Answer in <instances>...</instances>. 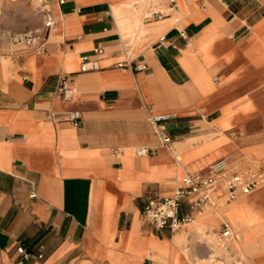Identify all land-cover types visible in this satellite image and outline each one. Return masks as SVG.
Wrapping results in <instances>:
<instances>
[{"label": "crops", "instance_id": "crops-1", "mask_svg": "<svg viewBox=\"0 0 264 264\" xmlns=\"http://www.w3.org/2000/svg\"><path fill=\"white\" fill-rule=\"evenodd\" d=\"M47 1L57 28L42 50L11 40L43 27L39 0L0 10V264H17L20 245L44 254L25 264H197L212 225L227 243L242 239L249 254L235 258L264 264V186L178 232L142 216L220 159L264 168V0H163L134 41L133 0ZM83 56L98 67L82 70ZM73 110L78 125L66 120ZM230 209L239 228L221 217ZM226 223L238 237H222ZM199 224L207 232L189 257L175 236Z\"/></svg>", "mask_w": 264, "mask_h": 264}, {"label": "built area", "instance_id": "built-area-1", "mask_svg": "<svg viewBox=\"0 0 264 264\" xmlns=\"http://www.w3.org/2000/svg\"><path fill=\"white\" fill-rule=\"evenodd\" d=\"M175 1V0H170ZM64 2V0H60ZM38 9L42 14L43 27L24 32L12 34L11 40L15 44L32 50H42L44 48L45 32L54 31L57 28L56 18L47 0H39ZM153 15L163 17L162 11H155ZM164 40V37H162ZM120 67H132L135 70H144L146 64L132 65L126 60L119 63ZM97 63L91 61L88 56L82 57V70L97 68ZM60 91L65 100H70L75 92V87L68 81L67 77L62 78ZM167 115L155 117L156 122L167 119ZM66 120L74 125H78L82 120L81 112L73 110L68 112ZM159 134L162 142L170 149L174 146V137L171 136L162 126H159ZM147 148H138V155L148 154ZM264 182V168L254 159H245L243 164H237L226 159L214 162L208 173H188L181 184L176 188L174 194L163 197H154L145 205L142 216L146 221L151 222L157 228H170L172 232L192 224L196 216L204 212L207 207L216 208L218 201L225 204L232 202L241 195L250 194ZM188 200L191 213L183 214L182 205ZM223 238L238 237V232L230 224L226 223L222 231ZM20 258L17 264H25L28 260L42 259V252H32L23 245L18 247ZM238 264H245L240 259Z\"/></svg>", "mask_w": 264, "mask_h": 264}, {"label": "bare ground", "instance_id": "bare-ground-1", "mask_svg": "<svg viewBox=\"0 0 264 264\" xmlns=\"http://www.w3.org/2000/svg\"><path fill=\"white\" fill-rule=\"evenodd\" d=\"M163 0H133L132 3L129 4V6H132L131 8H133L135 11V24H134V27L137 29V32L135 33V36L132 38L133 41L135 40L136 38V35L138 34H143L145 32V29L143 27V21H142V13L144 14H149L150 12L148 11V9H153V8H158V5H160L162 3ZM2 4H1V1H0V8H1ZM1 14V12H0ZM148 26V25H147ZM151 26V25H150ZM160 29V28H159ZM129 30L132 31L133 30V25H131L129 27ZM128 31V32H130ZM131 34H133L131 32ZM248 159H252L250 157H248ZM257 161V160H256ZM260 163V162H259ZM264 185V182L261 183L259 187L263 186ZM256 190V189H255ZM239 197H242L239 196ZM238 197V198H239ZM237 198V199H238ZM235 199V200H237ZM235 200H233L232 202H230L229 204L233 203ZM229 204H225L223 201H218L217 203V206H216V210H219L218 208L221 206V205H229ZM206 209H209L211 211H213V207H207ZM203 213V212H202ZM214 217V216H213ZM211 218V217H210ZM212 219V218H211ZM232 219L235 220V222H237L236 218L234 217V215L232 214ZM200 221V220H198ZM206 221V220H205ZM201 222V221H200ZM207 222V221H206ZM194 223V222H193ZM199 223V222H197ZM207 225L205 224H199L195 227L194 229V232L192 233V237L191 236H188L187 238L189 239L188 241L191 240L190 243L191 244V247L192 249H194V247L197 246V244L200 245V243H198V240L196 241H193V239H196V238H201V236L203 235V233L206 231L207 229ZM212 228H214V226L212 225L211 226ZM178 232V231H177ZM183 237H186L185 234H182V235H176L175 236V241L179 244V245H183L182 244V239ZM173 238V237H172ZM219 239L221 241H224L226 242L227 240L226 239H222L220 238L219 236ZM203 240V239H202ZM200 240V241H202ZM213 240V237L211 236L209 239H206L205 242H207L206 244V250L209 251V255H207L205 258H202L201 260H199L197 262V264H238V262L240 261V259L238 257L234 258V261L232 262V258H231V254L229 251H227V249L225 248L224 245H222L221 243H216L214 240ZM199 241V242H200ZM204 243V242H203ZM189 245V242L186 244V245H183V251L190 257L189 255V248L187 249V246ZM174 246V245H173ZM178 246V245H177ZM240 243L237 242L236 244H234V247L235 248H238L240 247ZM176 248V247H175ZM175 250V249H174ZM204 253V252H203ZM249 254V253H248ZM204 255V254H203ZM245 255V254H244ZM182 258V257H181ZM184 258V257H183ZM250 258V257H249ZM200 259V258H198Z\"/></svg>", "mask_w": 264, "mask_h": 264}, {"label": "rangeland", "instance_id": "rangeland-1", "mask_svg": "<svg viewBox=\"0 0 264 264\" xmlns=\"http://www.w3.org/2000/svg\"><path fill=\"white\" fill-rule=\"evenodd\" d=\"M1 1V4H2V6H1V8H0V10H2V8L4 7H6V2L7 1H9V2H13V1H15L16 2V0H0ZM1 16H3V14L1 15ZM1 18V17H0ZM133 40V39H132ZM264 186V185H263ZM263 186H261V187H263ZM260 187V188H261ZM257 189H259V188H257ZM256 189V190H257ZM255 191V190H254ZM242 196H244V195H242ZM240 198V197H239ZM238 198V199H239ZM237 199V200H238ZM236 201V200H235ZM206 211H209V214H212L213 212L211 211V210H209V209H205ZM205 215V211H204V213H203V215H199V216H204ZM221 217H224V218H227L232 224H233V226H235L236 228H239V223L238 222H235V220H233L232 219V212H231V209L230 210H228L227 212H225L224 214H222L221 215ZM213 229L214 228H212L211 227V232L208 234V233H206V234H204L205 232H207V230L203 233L205 236H206V238L205 239H209L211 236L213 237V240L216 242V243H221L222 245H224L225 246V248L227 249V251H229L230 252V254H231V258H232V262L234 261V258H235V256L233 255V251L232 250H237V251H239L241 254H245L244 256L246 257L247 255H248V253L249 252H247V251H245V247L243 246V243H242V239L240 238V240H235V241H231V243H227V242H224V241H221L219 238H218V235H217V233H215L214 231H213ZM204 235H202V236H204ZM202 236H201V238H200V240H202ZM188 236H186V237H183V239H182V244L183 245H186L188 242H189V245L187 246V249L189 248V251L190 250H193L192 249V247H191V244L192 243H190L191 242V240L190 241H188L189 239L187 238ZM200 241L199 240V238H196V239H193V241ZM212 240V241H213ZM237 242H239L240 243V247H238V248H235L234 247V244H236ZM229 246H231V248L229 247Z\"/></svg>", "mask_w": 264, "mask_h": 264}]
</instances>
